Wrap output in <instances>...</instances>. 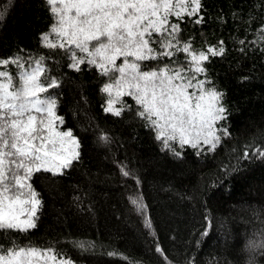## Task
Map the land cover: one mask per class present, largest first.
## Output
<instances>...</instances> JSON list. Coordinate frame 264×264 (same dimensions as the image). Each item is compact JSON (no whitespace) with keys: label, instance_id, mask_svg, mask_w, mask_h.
<instances>
[{"label":"trees","instance_id":"1","mask_svg":"<svg viewBox=\"0 0 264 264\" xmlns=\"http://www.w3.org/2000/svg\"><path fill=\"white\" fill-rule=\"evenodd\" d=\"M55 23L47 0H0V59L45 58L59 82L50 92L60 129L80 145L62 175L32 176L42 201L36 227L0 230V244L54 245L74 264H264V157L255 155L264 150V0H201L198 16L180 23L181 41L195 49L224 42V55L205 67L224 93L226 119L216 125L228 134L218 131L212 151L170 142L179 157L137 115L132 97H122L120 116L104 111L108 78L88 64L75 71L63 49L45 46L44 34L56 40Z\"/></svg>","mask_w":264,"mask_h":264},{"label":"snow or ice","instance_id":"2","mask_svg":"<svg viewBox=\"0 0 264 264\" xmlns=\"http://www.w3.org/2000/svg\"><path fill=\"white\" fill-rule=\"evenodd\" d=\"M47 2L57 22L51 28L56 42L46 33L42 36L45 46L63 49L71 61L68 66L75 71L88 64L108 78L101 89L108 96L104 111L120 116L122 97H132L140 106L137 115L177 157L181 152L170 142L181 149L207 145L212 151L220 141L217 131L228 134L227 129L216 128L226 119L227 110L221 103L224 93L207 79L205 67L210 56L224 55V42L195 49L191 41L180 39V23L185 17L198 16L201 0ZM202 21L199 17L194 23ZM177 53L185 54L184 59L179 60ZM44 60L0 59V230L27 233L35 228L42 201L31 184L32 176L41 171L62 175L80 157L72 130H60L64 120L57 115L55 93L50 92L59 82L48 74ZM9 65H15L14 72L8 70ZM118 103L122 106L116 107ZM255 155L264 157V150ZM123 175L130 173L123 171ZM132 203L144 207L138 200ZM77 247L86 250L84 243ZM108 255L122 256L117 252ZM0 264L74 261L54 245L38 248L12 242L7 248L0 244Z\"/></svg>","mask_w":264,"mask_h":264},{"label":"rangeland","instance_id":"3","mask_svg":"<svg viewBox=\"0 0 264 264\" xmlns=\"http://www.w3.org/2000/svg\"><path fill=\"white\" fill-rule=\"evenodd\" d=\"M56 22H57V18H56ZM53 42H56V40L53 41ZM117 63L119 64L120 61H118ZM8 70H9L10 72H12V67H11V65L8 66ZM216 128H217V125H216ZM217 129H218V128H217ZM60 130H61V129H60ZM64 130H67V129H64ZM64 130H61V131H64ZM217 135H219V132H218V131H217Z\"/></svg>","mask_w":264,"mask_h":264}]
</instances>
